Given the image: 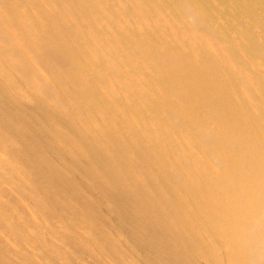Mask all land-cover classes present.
Instances as JSON below:
<instances>
[{
    "label": "bare ground",
    "instance_id": "6f19581e",
    "mask_svg": "<svg viewBox=\"0 0 264 264\" xmlns=\"http://www.w3.org/2000/svg\"><path fill=\"white\" fill-rule=\"evenodd\" d=\"M0 264H264V0H0Z\"/></svg>",
    "mask_w": 264,
    "mask_h": 264
}]
</instances>
